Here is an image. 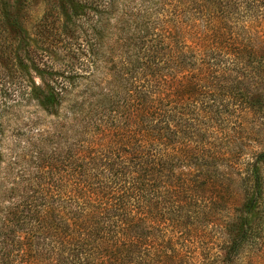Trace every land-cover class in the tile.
I'll list each match as a JSON object with an SVG mask.
<instances>
[{"label": "trees", "instance_id": "trees-1", "mask_svg": "<svg viewBox=\"0 0 264 264\" xmlns=\"http://www.w3.org/2000/svg\"><path fill=\"white\" fill-rule=\"evenodd\" d=\"M101 12L86 47L69 49L74 64L41 66L60 81L29 90L49 129L1 135L0 264H233L246 246L264 252V147L242 154L233 122L249 113L259 133L264 0H111ZM110 41L118 90L83 95L81 80L106 82ZM208 228L221 258L200 240Z\"/></svg>", "mask_w": 264, "mask_h": 264}, {"label": "rangeland", "instance_id": "rangeland-1", "mask_svg": "<svg viewBox=\"0 0 264 264\" xmlns=\"http://www.w3.org/2000/svg\"><path fill=\"white\" fill-rule=\"evenodd\" d=\"M110 1L0 0V138L1 135L3 138L6 135L10 141L16 139L24 141L31 137L35 130L49 129L52 118L37 109L29 90L33 85L60 81L43 72L41 66L46 67L50 73H54L62 71L69 66V63L74 64L69 49L86 47L85 43L92 34L93 26L98 25L101 18L104 24L105 16L101 10L108 6ZM123 1L130 3L140 0ZM163 1L175 2V0ZM94 5L98 7L96 10ZM41 32L43 34L40 35ZM113 41H115L114 38ZM113 41L107 43V51L110 53L104 57L109 61L105 63L109 70L107 78H104L106 82L81 80L79 86L81 85L80 92H83V95L95 84L101 88L113 86L115 91L118 90V68L113 69L118 60H116V44ZM257 72L259 75V71ZM106 83L110 84L106 85ZM97 92L98 89H93L90 94ZM260 107L261 111L256 114V117L259 116L261 120L258 119L256 130L259 133L256 135L253 125L254 117L249 113L248 116L240 112L235 114L237 119L233 122L242 123L243 134L246 136L245 141L238 140L242 154L247 153L250 156L264 147V119L261 116L264 103L260 104ZM243 134H239V137H244ZM229 137L236 140L238 136L229 130ZM226 201L232 206L241 203L237 192ZM200 240L206 244L205 247L211 248V257L219 255L221 258L222 253L214 246L220 241L219 234H216L214 229L210 231L208 228ZM194 255L200 262L204 259L200 256V250H197ZM203 261L204 264L207 263L206 259ZM233 264H264V252L246 246Z\"/></svg>", "mask_w": 264, "mask_h": 264}]
</instances>
